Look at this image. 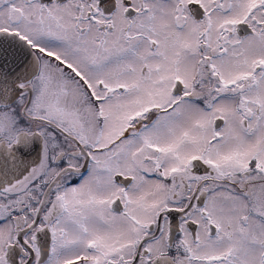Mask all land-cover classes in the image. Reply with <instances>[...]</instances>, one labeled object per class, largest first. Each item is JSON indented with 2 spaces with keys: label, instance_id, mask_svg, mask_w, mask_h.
<instances>
[{
  "label": "snow or ice",
  "instance_id": "1",
  "mask_svg": "<svg viewBox=\"0 0 264 264\" xmlns=\"http://www.w3.org/2000/svg\"><path fill=\"white\" fill-rule=\"evenodd\" d=\"M0 264H264V0H0Z\"/></svg>",
  "mask_w": 264,
  "mask_h": 264
}]
</instances>
